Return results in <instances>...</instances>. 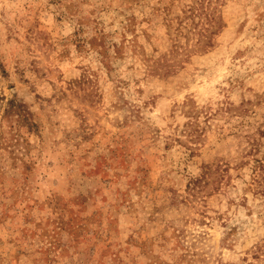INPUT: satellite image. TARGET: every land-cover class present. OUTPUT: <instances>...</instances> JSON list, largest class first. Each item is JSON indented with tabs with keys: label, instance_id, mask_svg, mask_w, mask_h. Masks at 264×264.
<instances>
[{
	"label": "rangeland",
	"instance_id": "1",
	"mask_svg": "<svg viewBox=\"0 0 264 264\" xmlns=\"http://www.w3.org/2000/svg\"><path fill=\"white\" fill-rule=\"evenodd\" d=\"M0 264H264V0H0Z\"/></svg>",
	"mask_w": 264,
	"mask_h": 264
}]
</instances>
